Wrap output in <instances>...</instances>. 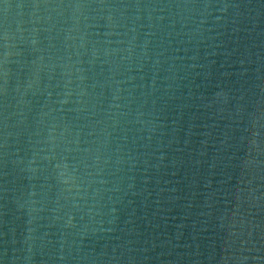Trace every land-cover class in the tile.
I'll list each match as a JSON object with an SVG mask.
<instances>
[{
  "label": "water",
  "instance_id": "obj_1",
  "mask_svg": "<svg viewBox=\"0 0 264 264\" xmlns=\"http://www.w3.org/2000/svg\"><path fill=\"white\" fill-rule=\"evenodd\" d=\"M0 264H264V0H0Z\"/></svg>",
  "mask_w": 264,
  "mask_h": 264
}]
</instances>
